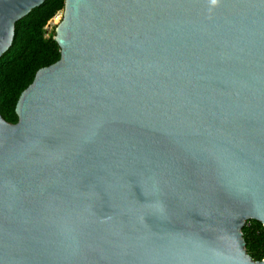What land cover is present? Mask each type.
Returning a JSON list of instances; mask_svg holds the SVG:
<instances>
[{
	"label": "water",
	"instance_id": "1",
	"mask_svg": "<svg viewBox=\"0 0 264 264\" xmlns=\"http://www.w3.org/2000/svg\"><path fill=\"white\" fill-rule=\"evenodd\" d=\"M46 0H0V58ZM55 64L0 115V264H264V0H65Z\"/></svg>",
	"mask_w": 264,
	"mask_h": 264
},
{
	"label": "trees",
	"instance_id": "2",
	"mask_svg": "<svg viewBox=\"0 0 264 264\" xmlns=\"http://www.w3.org/2000/svg\"><path fill=\"white\" fill-rule=\"evenodd\" d=\"M65 7V0H46L15 25L10 49L0 58V115L10 124L18 123L16 106L21 94L33 83L40 69L61 58V49L45 37V28ZM247 254L256 262L264 260V227L248 221L242 230Z\"/></svg>",
	"mask_w": 264,
	"mask_h": 264
},
{
	"label": "built area",
	"instance_id": "3",
	"mask_svg": "<svg viewBox=\"0 0 264 264\" xmlns=\"http://www.w3.org/2000/svg\"><path fill=\"white\" fill-rule=\"evenodd\" d=\"M63 18V11H60L53 20H51L49 22V24L47 25V27L45 28V37L47 39L50 38V35L52 34V32L54 31V27L52 28V25H55V22L60 21Z\"/></svg>",
	"mask_w": 264,
	"mask_h": 264
},
{
	"label": "rangeland",
	"instance_id": "4",
	"mask_svg": "<svg viewBox=\"0 0 264 264\" xmlns=\"http://www.w3.org/2000/svg\"><path fill=\"white\" fill-rule=\"evenodd\" d=\"M61 20H62V19H61ZM61 20H60V21H57V22H55V25H52V28L54 27V30H55V28H56L57 24L61 22Z\"/></svg>",
	"mask_w": 264,
	"mask_h": 264
}]
</instances>
